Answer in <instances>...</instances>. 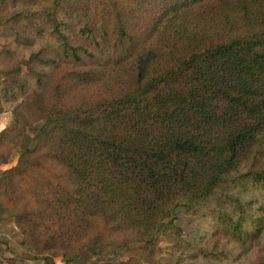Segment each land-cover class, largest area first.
<instances>
[{"label":"trees","instance_id":"trees-1","mask_svg":"<svg viewBox=\"0 0 264 264\" xmlns=\"http://www.w3.org/2000/svg\"><path fill=\"white\" fill-rule=\"evenodd\" d=\"M13 1L0 24L40 49L1 51L15 124L0 163L42 123L0 178V211L55 250L47 264L152 250L168 227L195 252L180 207L210 220L207 257L264 244V0Z\"/></svg>","mask_w":264,"mask_h":264},{"label":"rangeland","instance_id":"rangeland-1","mask_svg":"<svg viewBox=\"0 0 264 264\" xmlns=\"http://www.w3.org/2000/svg\"><path fill=\"white\" fill-rule=\"evenodd\" d=\"M210 4L207 3L204 4L205 7L197 8V11L191 14V16L204 15V11L209 8ZM0 6H3V4L0 3ZM211 9H214V6L209 8V10ZM21 11H23V8L16 5L13 0H6L4 9L0 8V21L6 17L14 16ZM25 26L26 25L18 23V20L0 24V54L4 47L11 50L21 47L23 53L29 58L32 52H36L40 49V43L38 41L28 46L23 44ZM6 61L7 60H2V62H0V68H2L1 65ZM5 79L6 75L0 72V96L3 94ZM4 107L5 112L0 113L3 117L0 130L4 126L13 127L15 124L13 112L15 103H4ZM7 116H9L8 119ZM4 122H6L5 125H3ZM41 123V121L35 123V127L37 126L36 128L28 127L27 134L20 139L16 148L13 149L8 162L0 163V178L5 170L17 163L19 155L23 150L34 146V136ZM173 215L175 217L176 226L181 229L180 233L183 239L192 242L195 252L190 251L187 247L182 248L185 246L184 244H180L183 241H179L180 237L174 233L173 229L168 227L165 231L157 233L158 240L152 250H142V246L145 242L136 241L130 243L131 247L121 250L118 256L93 257L90 253L85 251L82 252L78 258H74L73 262L75 264H120L121 261L132 260L131 264H264V244L252 246L249 253L237 251L236 254L234 253L235 255H233V257L225 261L207 257L205 252L207 248L212 245L211 240L212 243L216 240L212 239L214 233L210 230V226H208L207 221L210 220L196 217L183 207L177 208ZM4 216H6V214L0 211V264H25V261L30 259L35 260L34 264H38L42 259L44 260V258H46L42 257L43 255L46 254L45 256L49 257L53 256L51 253H55V250L44 253L43 255L40 254V251H38L39 248L17 227L15 219L13 217ZM56 256L61 257L62 253L58 251V255H55V257Z\"/></svg>","mask_w":264,"mask_h":264},{"label":"crops","instance_id":"crops-1","mask_svg":"<svg viewBox=\"0 0 264 264\" xmlns=\"http://www.w3.org/2000/svg\"><path fill=\"white\" fill-rule=\"evenodd\" d=\"M2 114H0V124H2L3 122H2ZM9 118V116H7V119ZM6 124V122H4V124L3 125H5ZM0 225H1V223H0ZM1 233V232H0ZM10 251V250H9ZM58 259H60V258H58ZM34 262H35V260H32V259H30V260H28V261H25V264H29V263H31V264H34ZM55 263L56 264H62L61 263V261L60 260H55ZM38 264H47V262L45 261V260H43L42 259V261L41 262H39ZM71 264H75L74 262H72Z\"/></svg>","mask_w":264,"mask_h":264}]
</instances>
